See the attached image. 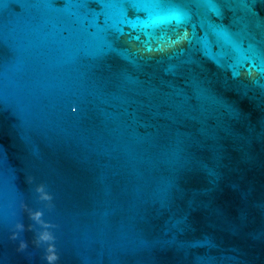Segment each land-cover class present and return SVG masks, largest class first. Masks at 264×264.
<instances>
[{"label":"water","instance_id":"1","mask_svg":"<svg viewBox=\"0 0 264 264\" xmlns=\"http://www.w3.org/2000/svg\"><path fill=\"white\" fill-rule=\"evenodd\" d=\"M0 264H264V0H0Z\"/></svg>","mask_w":264,"mask_h":264},{"label":"clouds","instance_id":"2","mask_svg":"<svg viewBox=\"0 0 264 264\" xmlns=\"http://www.w3.org/2000/svg\"><path fill=\"white\" fill-rule=\"evenodd\" d=\"M38 215H39V214H36L33 218H34V219L38 218Z\"/></svg>","mask_w":264,"mask_h":264}]
</instances>
